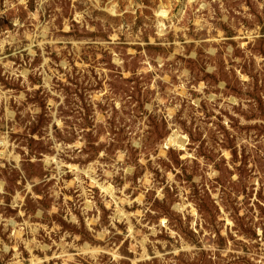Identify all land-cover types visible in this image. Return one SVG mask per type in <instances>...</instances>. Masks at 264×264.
I'll list each match as a JSON object with an SVG mask.
<instances>
[{
    "label": "rangeland",
    "instance_id": "374dc122",
    "mask_svg": "<svg viewBox=\"0 0 264 264\" xmlns=\"http://www.w3.org/2000/svg\"><path fill=\"white\" fill-rule=\"evenodd\" d=\"M0 264H264V0H0Z\"/></svg>",
    "mask_w": 264,
    "mask_h": 264
},
{
    "label": "bare ground",
    "instance_id": "6f19581e",
    "mask_svg": "<svg viewBox=\"0 0 264 264\" xmlns=\"http://www.w3.org/2000/svg\"><path fill=\"white\" fill-rule=\"evenodd\" d=\"M165 13H166V11L163 10V9H161V10L159 11V14H160V15H165Z\"/></svg>",
    "mask_w": 264,
    "mask_h": 264
}]
</instances>
